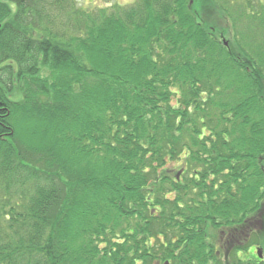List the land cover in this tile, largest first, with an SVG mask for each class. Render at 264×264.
Listing matches in <instances>:
<instances>
[{"label": "trees", "instance_id": "obj_1", "mask_svg": "<svg viewBox=\"0 0 264 264\" xmlns=\"http://www.w3.org/2000/svg\"><path fill=\"white\" fill-rule=\"evenodd\" d=\"M222 1L241 42L213 0H0V61L32 66L0 146V264H243L204 233L264 200V0Z\"/></svg>", "mask_w": 264, "mask_h": 264}, {"label": "flooded vegetation", "instance_id": "obj_2", "mask_svg": "<svg viewBox=\"0 0 264 264\" xmlns=\"http://www.w3.org/2000/svg\"><path fill=\"white\" fill-rule=\"evenodd\" d=\"M31 69L32 66H17L10 60L0 61V146L8 143L15 133L17 113L21 114L20 118L31 113ZM210 181L206 182L207 187L211 186ZM218 188L216 184L214 189ZM220 221L206 227L207 252L213 251L222 261H230L233 255L238 262L264 264V202L252 207L241 225L229 227Z\"/></svg>", "mask_w": 264, "mask_h": 264}, {"label": "rangeland", "instance_id": "obj_3", "mask_svg": "<svg viewBox=\"0 0 264 264\" xmlns=\"http://www.w3.org/2000/svg\"><path fill=\"white\" fill-rule=\"evenodd\" d=\"M76 1V5L79 7V8H84V9H87L88 11L90 12H95L96 9H99V8H106V7H113V6H116V5H119V6H127V5H131L132 3H134L136 0H75ZM215 3H217V5H215L214 3V9L213 12H215V18H213L211 21H212V24L215 25L216 27V33L217 34H220V32H224V41L227 40V42H241L240 41V36L239 35H235L236 33V30H235V33L232 31V26H233V21L232 19L234 18V6L232 4V2H229L228 5H224L223 4V1L222 0H213ZM75 5V6H76ZM76 6V7H77ZM225 6V8L223 7ZM206 10V14H209V11L207 10V8H205ZM227 13L228 15H230V17L228 18V16L224 13ZM59 15V13H58ZM226 17V18H225ZM61 19H65L66 16H65V13L64 12H61ZM234 27V26H233ZM232 35L235 36L232 38ZM220 36V35H218ZM238 36V37H237ZM242 38V36H241ZM254 39V38H251V40ZM256 42V43H254ZM259 41H253V43H249V46L247 47L248 49H254L257 45H258ZM41 76H43V73H41ZM262 202H264V200H262ZM232 218V216H229ZM235 221H239V219H236ZM237 223V222H236ZM264 237V235H263ZM231 261V260H230ZM231 264H238L236 262H234L233 260L231 261ZM243 264H246V263H243Z\"/></svg>", "mask_w": 264, "mask_h": 264}, {"label": "water", "instance_id": "obj_4", "mask_svg": "<svg viewBox=\"0 0 264 264\" xmlns=\"http://www.w3.org/2000/svg\"><path fill=\"white\" fill-rule=\"evenodd\" d=\"M165 264H168V263H165Z\"/></svg>", "mask_w": 264, "mask_h": 264}]
</instances>
